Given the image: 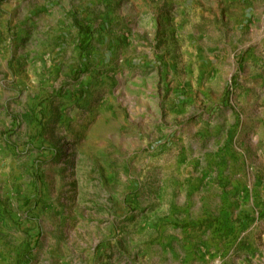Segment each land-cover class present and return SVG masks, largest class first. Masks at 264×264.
Returning <instances> with one entry per match:
<instances>
[{
	"label": "rangeland",
	"instance_id": "obj_1",
	"mask_svg": "<svg viewBox=\"0 0 264 264\" xmlns=\"http://www.w3.org/2000/svg\"><path fill=\"white\" fill-rule=\"evenodd\" d=\"M0 73V264H264V0H0Z\"/></svg>",
	"mask_w": 264,
	"mask_h": 264
},
{
	"label": "crops",
	"instance_id": "obj_2",
	"mask_svg": "<svg viewBox=\"0 0 264 264\" xmlns=\"http://www.w3.org/2000/svg\"><path fill=\"white\" fill-rule=\"evenodd\" d=\"M165 0H161V2L163 3ZM166 2H169V0H166ZM0 76H3V74L0 73ZM3 82H5V80H0V85H3ZM1 96H0V102H1V98H5V92L2 91L1 93ZM4 116V114L1 112V109H0V119H2Z\"/></svg>",
	"mask_w": 264,
	"mask_h": 264
}]
</instances>
